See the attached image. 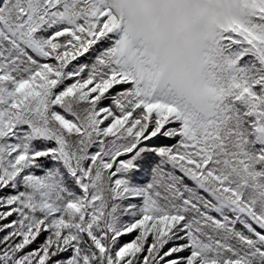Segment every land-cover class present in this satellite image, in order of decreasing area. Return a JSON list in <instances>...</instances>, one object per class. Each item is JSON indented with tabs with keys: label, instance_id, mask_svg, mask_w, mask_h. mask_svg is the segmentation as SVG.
Masks as SVG:
<instances>
[{
	"label": "snow or ice",
	"instance_id": "1",
	"mask_svg": "<svg viewBox=\"0 0 264 264\" xmlns=\"http://www.w3.org/2000/svg\"><path fill=\"white\" fill-rule=\"evenodd\" d=\"M232 3L194 118L111 0H0V264H264V0Z\"/></svg>",
	"mask_w": 264,
	"mask_h": 264
},
{
	"label": "clouds",
	"instance_id": "2",
	"mask_svg": "<svg viewBox=\"0 0 264 264\" xmlns=\"http://www.w3.org/2000/svg\"><path fill=\"white\" fill-rule=\"evenodd\" d=\"M146 66L194 118L207 107L203 53L235 13L232 0H111Z\"/></svg>",
	"mask_w": 264,
	"mask_h": 264
}]
</instances>
